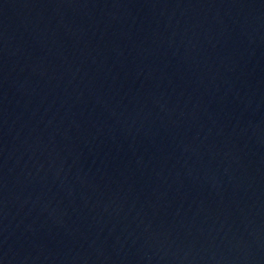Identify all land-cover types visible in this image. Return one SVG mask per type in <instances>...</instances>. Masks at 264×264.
Instances as JSON below:
<instances>
[{
    "label": "water",
    "instance_id": "95a60500",
    "mask_svg": "<svg viewBox=\"0 0 264 264\" xmlns=\"http://www.w3.org/2000/svg\"><path fill=\"white\" fill-rule=\"evenodd\" d=\"M264 235V0H122Z\"/></svg>",
    "mask_w": 264,
    "mask_h": 264
}]
</instances>
